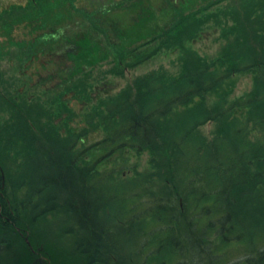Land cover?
Segmentation results:
<instances>
[{
  "label": "rangeland",
  "instance_id": "374dc122",
  "mask_svg": "<svg viewBox=\"0 0 264 264\" xmlns=\"http://www.w3.org/2000/svg\"><path fill=\"white\" fill-rule=\"evenodd\" d=\"M133 1L127 0L125 8L132 7ZM25 2L0 0V9L11 3ZM106 2L51 0L46 6L48 17L43 26L53 23L59 37L51 43L47 39L35 41L31 52L17 43L35 39L47 29L34 30L24 23L11 21V31L6 34L9 25L0 23V157H4L0 166L6 175L0 197L2 204L16 203L22 219L17 229L19 238L10 245V254H7L6 260H11L12 264L28 263L29 255L24 254L25 251L28 253L26 245L37 253L29 264H57V260L62 264H87L92 252L88 254L83 250L88 240L100 248L107 245L92 241L93 232L88 231L89 227L79 226L75 216L70 218L68 202H76L78 211L80 202L90 204L87 211L90 216L86 220L94 221L97 228L104 225L100 219L114 222L125 210V202L116 195V182L134 177L130 188L139 178L137 174L160 172L161 177H167L164 163L157 161L154 164L157 156L149 150L135 153L128 152L127 148L128 153L121 158L115 155L113 159V155L95 164L89 163L87 156L90 155L86 153L91 148L105 145L104 141H97L107 134L118 118L129 116L157 97L176 93L172 89L178 88V84L167 87L160 77H177L185 67L201 75L198 66L214 71L228 69L231 73L217 87L201 95L188 99L179 94L181 102L177 101L176 107L157 118V134L163 136L174 132L181 137L184 146L176 148L180 153L187 147L193 154L206 145L209 149L213 147L220 136L218 119H211V109L217 102L225 100V105L236 104L234 102L251 93L257 84L264 87V0H220L182 20L177 33L168 32L165 38L158 31L166 30L174 23L175 13L187 16L210 1L137 0L138 22L133 20V27L128 31L135 28L134 31L142 35L159 38L136 56L113 49L118 30L109 27L102 18L104 14L122 13L123 9L121 5H115L107 8L108 13H105ZM87 34L107 49L110 58H101L103 60H97L90 68L82 65L83 71L67 82L68 74L63 68L69 61L66 63L62 51L51 53V47L62 40H81ZM163 39L171 42L166 43ZM222 53L226 64L221 67V61L216 58ZM112 54L118 58L111 59ZM63 79L67 84L62 82ZM14 106L19 107L18 111ZM253 126L248 125L247 137L250 141L256 140L262 148L264 131ZM13 134L19 139L15 147L8 145L7 140ZM241 135L233 136L230 149L239 146V137L244 141L242 131ZM167 150V146L160 148L162 153ZM111 160L115 164L112 165ZM261 165L263 169L264 163ZM50 167L52 171L46 169ZM102 169L103 173L99 171ZM100 175L103 176L101 184L87 183L89 177ZM55 177L60 181L56 182L57 186L50 183ZM46 178L50 181H41ZM257 181L260 182L259 176ZM262 184L245 198L244 207L239 205L241 210L235 216V220L247 226V240L251 243L264 236ZM103 185H106L105 191ZM102 242L109 244L107 239Z\"/></svg>",
  "mask_w": 264,
  "mask_h": 264
},
{
  "label": "trees",
  "instance_id": "16d2710c",
  "mask_svg": "<svg viewBox=\"0 0 264 264\" xmlns=\"http://www.w3.org/2000/svg\"><path fill=\"white\" fill-rule=\"evenodd\" d=\"M44 5L37 11L33 8L21 9L19 14L11 18L14 22L5 23L9 25L7 34L11 31V23H24L28 28L35 29L38 22V28H45L56 35L53 23H46V27L43 26L48 17L45 11L48 5ZM138 9L137 6L123 8V14L113 13L102 18L109 27L118 30L117 42L113 49L125 51L134 42L143 39L142 34L134 31L135 28L131 32L128 31V28L133 27V20L137 21L139 18L136 16ZM149 11L152 17V10ZM178 30L176 25L170 32L177 33ZM179 36L175 37L174 41H177ZM47 40L49 43L55 41ZM163 41L171 42L164 39ZM31 50L30 46L28 52ZM51 50H53L51 53L55 54L62 51L66 63L69 61L67 65L71 77L80 71L82 65L89 66L101 58L108 57L107 49L99 42H94L89 34L84 35L81 40L78 38L62 40L59 45L52 46ZM223 54L216 58L221 61L219 62L221 67L226 64ZM113 58L116 59L118 56L113 54ZM197 68L201 69V75L185 67L177 77H160L167 87L178 84V88L172 89L176 93L169 92L162 97L163 99L157 97V100L149 101L144 107L128 114L129 116L120 120L118 118L112 127H109L103 142L106 150L94 164L113 155V159L115 155L121 158L130 150L135 153L149 150L155 153V157L157 156L154 164L157 161L164 163L167 177H161L160 172L137 174L139 178L130 188L129 184L134 177L116 182V195L125 202V210L114 222L100 219L104 225L97 228L94 221L89 223L86 220L90 216L87 213L90 204L80 202L78 211L76 202H68L72 215L70 218L74 219L75 216L79 226L84 224L89 227L88 231L93 232L92 241L109 247L100 248L88 240L86 249L83 250L88 254L92 252L89 254L87 264H264V236L255 239L253 243L249 242L247 226L235 220V216L241 210L238 208L239 205L244 207L245 198L251 196L255 187L264 182V168H261L263 167L261 164L264 163V147H258L256 140L250 141L247 137L248 125L259 126L264 131V87L260 88L257 84L251 93L234 102L236 104L225 105V100H221L212 107L211 119H218L220 136L215 139L211 149L206 145L201 151L193 154L192 149L187 147L180 153L176 148L182 149L184 146L180 141L181 137L174 132L164 133L163 136L157 134L159 131L157 118L176 107L177 101L181 102L182 97L190 99L210 91L231 75L228 69L214 71L210 67ZM179 94H182V97ZM15 108L18 111L19 107ZM16 123L19 126L17 121ZM241 131L244 141L239 137L241 141L239 146L230 149L229 142L234 135L237 137L241 135ZM7 140L8 145L13 147L19 143L14 134ZM164 146H167L168 150L162 153L160 148ZM87 153L90 158L91 156L94 158L97 150H88ZM3 159L4 157H0V164ZM111 163L115 164L113 161ZM51 167L46 169L52 171ZM115 167L116 165L114 170ZM99 171L103 173L104 169ZM257 176L260 182L257 181ZM45 180L48 182L49 179L41 181L45 183ZM87 181L89 184L99 185L98 183L101 184L103 181V176L89 177ZM254 181L257 182L256 185ZM56 182L60 181L55 177L50 183L56 185ZM104 186L106 185L102 188L105 191ZM18 209L16 203L2 204L0 197L1 264H12L11 260L6 259L10 254V245L19 238L17 229L22 219ZM109 231L113 233L111 237L108 236ZM103 239H107L109 244L102 242ZM26 249L28 253L25 251L24 254L29 255L27 258L29 264L30 259L35 258L34 254L37 253L31 251L28 245ZM57 264L62 262L57 260Z\"/></svg>",
  "mask_w": 264,
  "mask_h": 264
},
{
  "label": "bare ground",
  "instance_id": "6f19581e",
  "mask_svg": "<svg viewBox=\"0 0 264 264\" xmlns=\"http://www.w3.org/2000/svg\"><path fill=\"white\" fill-rule=\"evenodd\" d=\"M138 3V2H137Z\"/></svg>",
  "mask_w": 264,
  "mask_h": 264
}]
</instances>
